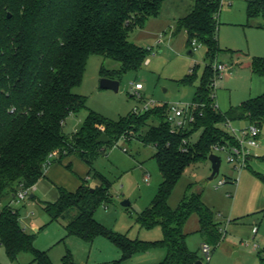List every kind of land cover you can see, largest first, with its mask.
I'll use <instances>...</instances> for the list:
<instances>
[{
  "label": "trees",
  "instance_id": "1",
  "mask_svg": "<svg viewBox=\"0 0 264 264\" xmlns=\"http://www.w3.org/2000/svg\"><path fill=\"white\" fill-rule=\"evenodd\" d=\"M244 2L248 24L264 20V0ZM162 4L163 0H0V202L5 195L14 197L21 187L32 189L52 160L62 163L75 156L90 173L93 159L106 146L123 136L137 135L142 144L154 148L162 181L151 205L136 221L146 229L160 226L161 240H131L95 220V208L107 201L105 180V186L92 191L87 178L79 179L74 192L58 187L56 201L40 205L51 221L65 223L68 235L86 241L106 237L119 249L121 261L137 252L161 248L165 257L158 264H195L200 260L188 250L183 232L189 217L197 216L204 243L216 245L220 228L200 194H185L176 209L169 207L168 199L189 165L205 161L215 145H233L220 129L225 119L257 126L264 123V94L225 114L215 105L212 64L221 52L217 45L221 0H194L192 10L178 22L186 45L192 49L195 41L204 48L207 60L192 100V124L178 131L171 128L166 120L168 106L163 104L142 113L132 111L117 121L88 110L75 133H64L65 121L86 109L85 97L73 90L81 85L88 57L99 55L119 64L111 71L102 67V78L120 81L127 72L139 70L147 50L130 43L127 34L144 27L149 18H157ZM250 68L264 77V57L252 59ZM194 78L192 72L181 83L194 85ZM149 122L156 125L142 132ZM196 132L198 139L191 143ZM103 134L109 143L97 144ZM64 167L72 172L69 164ZM0 246L10 262L21 253H30L35 264H51L44 252L34 248L33 237L19 225L17 210L9 205L0 210ZM63 262L72 264L68 256Z\"/></svg>",
  "mask_w": 264,
  "mask_h": 264
},
{
  "label": "rangeland",
  "instance_id": "2",
  "mask_svg": "<svg viewBox=\"0 0 264 264\" xmlns=\"http://www.w3.org/2000/svg\"><path fill=\"white\" fill-rule=\"evenodd\" d=\"M221 2L217 21V45L221 52L214 62L218 60L232 68L218 78L214 94L218 111L225 114L242 102L264 94V77L253 74L250 68L252 59L264 57V20L258 18L248 24L244 0ZM193 5L194 0H163L157 18H149L142 28L129 30L128 41L146 49L147 56L139 70L122 76L117 92L100 89L99 81L102 67L111 71L118 69L119 64L99 55L88 57L81 85L73 90L85 97L86 109L65 121L66 136L82 126L88 110L117 121L132 111L141 113L145 104L150 108L163 104L182 108L192 104L207 60L204 48L193 50L194 57L188 55L192 49L186 45V35L179 30L178 22ZM259 24L262 27H258ZM192 72L195 74L194 85H183L181 82ZM135 84L142 86L138 95L134 93ZM149 125L156 123L149 122L142 132ZM247 125L245 120L232 121L236 129ZM258 129L260 147L250 149L247 167L235 169L226 162L224 153L214 152L220 160L218 174L209 180L211 164L208 158L191 164L168 199L169 207L176 209L185 194H200L202 202L213 213L221 232L216 245L208 243L209 263L200 252L204 241L198 232L197 216L192 214L183 228L188 250L196 253L203 264H264V123ZM198 136L199 132L191 135L190 142L194 143ZM154 152V148L142 144L137 135H126L106 146L93 159L90 173L81 162L87 168L86 182L91 190L101 187L103 180L109 184L107 201L96 207L93 214L107 230L126 234L131 240L154 242L162 239L160 226L146 229L136 221L137 215L151 205L162 181L153 159ZM67 174L69 178L73 176ZM225 179L226 183L217 186L218 181ZM57 194L54 187L45 183L32 190L24 201L9 194L0 202V210L7 205L17 210L19 225L33 237L34 248L44 252L51 264H64L65 256L72 264H158L164 259L165 250L151 248L121 261L119 249L104 236L86 241L68 235L65 223L51 221L40 205V202H55ZM30 195L34 198L30 199ZM124 201L129 205L122 206ZM0 264L35 263L30 253H21L10 262L0 246Z\"/></svg>",
  "mask_w": 264,
  "mask_h": 264
},
{
  "label": "built area",
  "instance_id": "3",
  "mask_svg": "<svg viewBox=\"0 0 264 264\" xmlns=\"http://www.w3.org/2000/svg\"><path fill=\"white\" fill-rule=\"evenodd\" d=\"M192 50L201 48L199 44L195 41L191 43ZM232 67H229L225 63L218 62L215 60L212 64V69L214 72V77L211 83V89L213 92V97L215 98L214 90L216 88V83L218 78H220L224 73L228 72ZM135 94L138 95L139 90L142 89L140 84H135L134 88ZM194 105H188L185 107H179L173 105L168 107L166 120L169 123L170 127L175 130L184 129L187 125L194 122L193 115ZM150 109V105L145 104V106L140 111L145 112ZM137 110H135L136 112ZM220 129L224 131L233 141V145H215L211 148V154L214 152L224 153L226 155V162L231 163L235 169L242 170L248 164L251 159L249 154L250 149L259 148V129L258 126L252 123H248L246 127L241 129H236L232 126V121L225 119L223 123L220 124ZM224 180L218 181L217 186L224 184ZM29 189H20L17 190L14 199L18 201H24L25 198L29 196ZM200 252L206 263L210 261V247L207 243H202L200 246ZM203 264V261L201 260Z\"/></svg>",
  "mask_w": 264,
  "mask_h": 264
},
{
  "label": "crops",
  "instance_id": "4",
  "mask_svg": "<svg viewBox=\"0 0 264 264\" xmlns=\"http://www.w3.org/2000/svg\"><path fill=\"white\" fill-rule=\"evenodd\" d=\"M68 164L70 165L72 172H69L67 169H63V167ZM65 170L71 173L73 176L69 178L68 177L69 175ZM84 178H88L87 168L83 166L81 164V161L75 156H69L67 158H64L62 163H58L57 161L52 160L51 163H49L43 168V177L35 184V186L32 189H30L29 193L32 190H36L40 186H43V184L45 183L50 184L56 190L58 187H61L66 189L67 191L74 192L80 185L79 179H84ZM11 197L14 198L12 195ZM33 197L34 196L32 195V198Z\"/></svg>",
  "mask_w": 264,
  "mask_h": 264
},
{
  "label": "water",
  "instance_id": "5",
  "mask_svg": "<svg viewBox=\"0 0 264 264\" xmlns=\"http://www.w3.org/2000/svg\"><path fill=\"white\" fill-rule=\"evenodd\" d=\"M188 55L191 57H194L193 51L190 50L188 52ZM99 88L104 89V90H111V91L117 92L118 88H119V81L108 79V78H101V80L99 81ZM96 143L97 144H108L109 138L103 134L96 140ZM208 161L211 164V175L209 177V180H212L219 172L220 160L217 156L211 154L208 156ZM30 198H32V195L30 196ZM121 205L122 206H128L129 202L124 201V202H122ZM195 264H202V263H201V261H197Z\"/></svg>",
  "mask_w": 264,
  "mask_h": 264
}]
</instances>
